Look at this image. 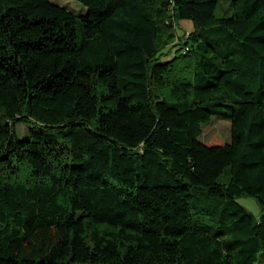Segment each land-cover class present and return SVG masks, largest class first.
<instances>
[{
    "label": "trees",
    "instance_id": "1",
    "mask_svg": "<svg viewBox=\"0 0 264 264\" xmlns=\"http://www.w3.org/2000/svg\"><path fill=\"white\" fill-rule=\"evenodd\" d=\"M76 1L0 0V264H264V0Z\"/></svg>",
    "mask_w": 264,
    "mask_h": 264
},
{
    "label": "rangeland",
    "instance_id": "2",
    "mask_svg": "<svg viewBox=\"0 0 264 264\" xmlns=\"http://www.w3.org/2000/svg\"><path fill=\"white\" fill-rule=\"evenodd\" d=\"M50 3L61 6L68 11H71L74 14L84 15L87 13V8L76 0H49ZM229 0H220L219 5L216 8L215 13L217 15H231L232 9L229 7ZM176 34L180 37H187L189 33L193 30L192 23L190 21H180L175 25ZM177 42H180V38L174 37V42H172L171 47L174 46ZM178 46L172 47V52L177 51ZM166 57H164L165 59ZM169 59L171 57H168ZM203 133L199 137L201 142L209 141L212 137L218 135V140L229 142L231 131H230V122L225 119H220L218 117L212 116L207 123L202 125ZM17 134L20 138L26 137V127L25 124L20 123L16 126ZM225 176H221L220 180L223 181ZM239 202L255 217H260L261 210L259 205L253 198L242 197L239 199ZM263 264V263H261Z\"/></svg>",
    "mask_w": 264,
    "mask_h": 264
}]
</instances>
